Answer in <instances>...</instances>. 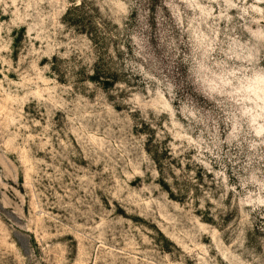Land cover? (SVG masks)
Instances as JSON below:
<instances>
[{"label":"rangeland","instance_id":"rangeland-1","mask_svg":"<svg viewBox=\"0 0 264 264\" xmlns=\"http://www.w3.org/2000/svg\"><path fill=\"white\" fill-rule=\"evenodd\" d=\"M155 2L0 0V264H264V0Z\"/></svg>","mask_w":264,"mask_h":264},{"label":"trees","instance_id":"trees-1","mask_svg":"<svg viewBox=\"0 0 264 264\" xmlns=\"http://www.w3.org/2000/svg\"><path fill=\"white\" fill-rule=\"evenodd\" d=\"M82 7H83V4H80V5L73 7L72 9H69L68 12L66 13L67 15H66L65 21H67V23L70 25H73V24L77 26L79 25L78 27H80L79 28L80 32L87 34L95 44H98V42H100L101 41L100 39L102 38H99V35L97 34L96 30H94L90 26V24H87L84 21L85 19L83 17L76 18L75 16H72L73 12H77V10H81ZM156 9H157V3L155 2V0H148V10L149 12L153 11L149 24H150V27L153 29H155L156 27V18L154 14ZM21 30L23 31L24 28H22ZM152 38L153 39L155 38L154 35ZM14 43L15 45H17L19 43V38H16ZM56 68H57L56 65H52V69L55 70ZM88 77L91 81L100 83L104 88L113 87L118 82V76L115 74V72H113L110 68H104L101 62L96 63L94 67L93 75L88 76ZM151 140L152 139H150L149 141ZM147 151L151 154L154 162L157 165V169L160 174L159 184L161 185L162 189L168 193L171 199L182 202L185 199V196L178 194V193L175 194L171 184L167 181L165 174H164L165 163H164V160L162 159V156L170 157L171 156L170 148L168 147V148H164L163 150H156L155 148H152L149 146L147 148Z\"/></svg>","mask_w":264,"mask_h":264},{"label":"snow or ice","instance_id":"snow-or-ice-1","mask_svg":"<svg viewBox=\"0 0 264 264\" xmlns=\"http://www.w3.org/2000/svg\"><path fill=\"white\" fill-rule=\"evenodd\" d=\"M261 81L264 82V76L260 77Z\"/></svg>","mask_w":264,"mask_h":264}]
</instances>
